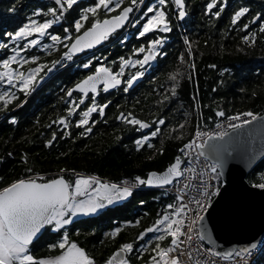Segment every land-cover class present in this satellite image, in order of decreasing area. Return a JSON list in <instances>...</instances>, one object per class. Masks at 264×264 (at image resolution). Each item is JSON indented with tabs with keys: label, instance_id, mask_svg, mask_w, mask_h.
<instances>
[{
	"label": "snow or ice",
	"instance_id": "6c2138e0",
	"mask_svg": "<svg viewBox=\"0 0 264 264\" xmlns=\"http://www.w3.org/2000/svg\"><path fill=\"white\" fill-rule=\"evenodd\" d=\"M217 3L218 0H210L205 5L206 16L219 18L222 15L226 4H220L219 10L213 11ZM50 4L48 6L43 0H36V6L23 21L18 20L15 15L0 17V85H6L0 90V113L12 111L9 105L18 99L19 93H23L25 99L17 103L16 107H23L29 95L41 86V82L61 68L68 74L69 79L76 73L87 70L89 74L79 78L73 87L62 89L67 97H61L66 105L67 119L60 115L52 124H58L64 129L60 133L61 139L70 137L68 129L75 113L79 116L75 124L82 128L77 135L90 137L96 123L108 122L105 110L112 104L110 90L129 93L152 68L153 62L158 57L167 55L164 47L168 34L175 27H182L181 22L187 15L186 2L128 0L125 5V0H50ZM117 9V14L109 15ZM15 11V7L9 8V12ZM250 12V7L243 5L230 18L233 31H243L240 40L249 47L257 42L258 37L257 31L250 28V23H258L260 39L264 40V22H260L264 12H257L250 22L238 23ZM173 20L176 21L175 25ZM86 23L90 26H86ZM208 23L211 24L212 20L209 19ZM124 28L135 29L137 40L147 38L131 49L132 53L139 54L136 58L121 55L117 58L118 65L116 60L112 61L116 67L107 66L108 58L97 57L95 47L108 41L113 35L116 42L124 44L129 36L123 31ZM46 40L49 42H45ZM182 43L186 55L181 52L178 59L182 64L187 63L194 71L193 41L188 35H182ZM33 49L49 54L55 51L59 58L40 62L41 56L32 53ZM86 50H93V55L89 57L85 54L80 59L78 54L86 53ZM28 64L34 66L25 71L23 66ZM73 64L76 65L75 70ZM209 67L214 68L216 65L210 64ZM126 69L130 71L126 72ZM179 76V71L169 76L173 81L171 97H177ZM74 92L79 95L74 96ZM98 92L109 95L101 101ZM86 97L90 103L86 109L77 113V109L85 105ZM163 100L169 101L170 97L164 95ZM196 107L199 109L200 105L197 104ZM93 113L100 117L99 121L93 119L90 122L89 118ZM184 115L187 116L188 113ZM215 116L225 117V112L216 110ZM0 119L7 120L11 125L19 123L15 115H5ZM115 119L141 133L138 138L133 139L134 150L137 152L145 148L153 149L151 138L158 137L162 131L161 126L165 125V118L162 116H158L150 125L146 119L139 118L134 112L121 111ZM257 119L251 111L228 115L227 129L236 132ZM52 124L48 125L49 129ZM216 128L218 130L215 132H204L197 127L194 138L184 143L179 149L180 154L175 155L173 161L163 169L148 171L144 176L135 175L131 180L125 179L119 183L93 175H82L72 168H61L59 175L46 177L34 172L33 168L26 167V175L0 187V264H101L79 242L70 239L69 226L76 225L77 222L91 225L100 216L111 220L126 206L134 190L142 187L167 189L162 193L166 196L172 191L176 194L162 208L161 213L157 214L154 223L138 234L137 240L142 243L120 244L102 264H134L132 256L139 259L141 252L148 251L147 245L151 243L147 238L148 233H152L156 241H165L169 237L170 243L167 246L155 243L150 249L153 255L144 260V264H189L188 260L181 257L187 256L190 259L194 246L196 252L205 257L196 264H220L221 260L231 261V264H249V257L254 251L259 249L264 253V241L220 251L213 236L218 227L217 223H213L214 214L227 223L229 209L225 207L221 210L217 206L231 187L224 174L222 162L206 158L202 151L210 141H215L217 146L226 143L224 138L229 132L223 130L224 125L219 122ZM146 129H150L149 134H144ZM56 139L57 131L53 130L51 138L44 141V146L54 148ZM116 139L119 140L120 137L117 136ZM160 143L163 145L164 141L161 140ZM192 149L196 150L198 161L200 157H204L198 173L191 167ZM158 151L163 152V148ZM182 157L189 158L186 167H182ZM248 158L253 168L251 175L255 176L256 162L258 158L264 159V150L257 154V150L251 148ZM147 159L152 160L153 156L149 155ZM20 162L28 164L24 156H21ZM193 179L196 183H193ZM249 183L254 189L264 190V172L259 174L258 182L250 179ZM259 194L264 196V192ZM140 203L144 204L145 201L140 200ZM126 223L139 224L140 221ZM210 223H213L211 229ZM120 232L121 227L117 225L103 235L114 238ZM42 242L52 254L38 257L33 253V249ZM204 242L207 244L201 253Z\"/></svg>",
	"mask_w": 264,
	"mask_h": 264
},
{
	"label": "trees",
	"instance_id": "16d2710c",
	"mask_svg": "<svg viewBox=\"0 0 264 264\" xmlns=\"http://www.w3.org/2000/svg\"><path fill=\"white\" fill-rule=\"evenodd\" d=\"M190 1H192L190 5L193 11L192 23L199 28L196 37L198 41L192 39L197 69L196 73H184L185 82L177 91L181 94H179L180 100L190 102L191 108L178 109L172 113L171 121L175 122V124L173 122V128L176 129L172 132L170 129L169 138L165 139L164 144L159 147V149L163 148V152L158 151L152 160H148L149 155L143 153L131 155L128 150L117 144L113 136H110L103 149L99 150L103 154L88 156L84 159L65 161L48 155L44 150L36 153L38 144L43 143V140L38 142L39 134L36 127H42L50 121L53 116L49 114L57 110L53 107L65 104L61 99L62 96L66 97L62 89L66 90L77 81L74 76L69 79L68 74L61 68L41 82V86L29 95L23 107H16L17 103L25 99L23 93H19L18 99L9 105L12 109L11 114L0 113V117L15 115L19 120L17 125H11L7 120L0 119V177H3L0 180V187L26 175L23 174V169L26 167L43 170L52 168L56 164L62 167L67 163L79 170L119 180L132 179L134 175L144 176L148 171L158 170L173 161L174 156L180 154L179 149L183 144L192 139L197 127L212 126L226 119L228 115L245 111H251L258 117L264 115V59H258L264 50V42L259 39L256 47H249L244 45L240 38L229 34L231 15L247 0H235L234 5L224 12L222 18L205 15V5L210 0ZM43 3L51 6L50 0H43ZM127 3L128 0H125V5ZM35 6L36 0H0V17L15 15L18 20L23 21ZM11 7H15V13L9 12ZM209 19L212 20L211 24L208 23ZM32 53L41 56L40 62H48L53 55L58 56L55 51L49 54L39 49H33ZM210 64H215L216 67L210 68ZM31 66L34 65L28 64L23 67L26 71ZM165 79L164 72H161L157 78L158 84L151 90L152 92L142 97V101H135L143 115L163 116L165 114L168 103L163 100V96L166 95ZM5 87L6 85H1L0 90ZM139 104H144L146 107L141 110ZM197 104L200 105L199 109L196 107ZM150 108H153L155 112L149 111ZM216 110H223L225 117H216ZM39 112L40 115H37ZM184 113L188 115L185 116ZM177 136L180 138L177 139ZM21 156L28 160L27 165L20 162ZM252 172L248 175V182L250 179L258 182L259 174L264 172V160L255 167V176L251 175ZM172 197L167 195L165 198L169 202ZM142 198L143 196H140L139 200H143ZM256 264H264V253H261Z\"/></svg>",
	"mask_w": 264,
	"mask_h": 264
},
{
	"label": "flooded vegetation",
	"instance_id": "af4514ba",
	"mask_svg": "<svg viewBox=\"0 0 264 264\" xmlns=\"http://www.w3.org/2000/svg\"><path fill=\"white\" fill-rule=\"evenodd\" d=\"M235 0H218L217 7L213 9L219 10L220 4H226V7L222 10V15L224 12L230 9L231 5H234ZM186 2V9H187V15L185 17V20L181 22L182 27H175L173 32L168 34V39L165 44L164 50L166 51L167 55L163 57H158L156 61L153 62L152 68L146 73L144 77L141 78L139 83L136 85V87L130 89L129 93H123L122 91H110L111 95L110 98L112 99V104L106 108V117L108 122L107 123H96L93 132L90 134V137H79L77 133L82 130V128H78L75 124V120L79 119V116L77 114H73L72 122L69 126L70 131V137L61 139L60 133L64 129H62L58 124H52L53 120L58 119L60 115H63L67 119V111H66V105L60 104L56 105L53 108H56L54 112L50 113V116H53L50 121L45 123L44 126L37 128L36 131L37 134H39V141L41 142L43 140L42 144H38L37 151H45L48 155L54 156L56 158H60V160H75V159H84L88 156H96L103 154L102 152H99L100 149H103L104 144L107 142L108 138L110 136H113L112 138L117 141L120 147L124 148L125 150H128L129 154L131 155H152L155 157L158 153L159 147L161 146L160 141L169 138L168 133L173 131V122L172 119V113L174 111L179 110H188L191 108L190 102H183L181 101V97L179 96L180 92L177 91V97H171V86L173 81L169 79V76L175 72L179 71L181 73V76L178 77L180 80V85L185 82L183 79L184 73H196L197 64H195V70L193 71L188 67V65H182V63L179 61L178 56L181 52H185V46L182 43V35H188L189 39L192 41L194 38L196 41V37L198 36V25H195V23H192V6L190 5L192 1L185 0ZM127 5V4H126ZM244 5H247L250 7L251 12L247 15L246 18H242L240 21L242 23L250 22L252 19V16H254L257 12H264V0H252V2H249L247 0ZM255 6V7H254ZM119 12V9L116 10V12L110 14L115 15ZM220 16L219 18H222L223 16ZM103 18V16L101 17ZM260 22H264V17L261 18ZM173 24H176V21L173 20ZM86 26H90V24L86 23ZM139 27V25H137ZM250 28L252 30L257 31L258 37L257 42H255L251 47H256L258 44V41L260 39V35L258 32V23L253 24L250 23ZM118 32L121 30H117ZM124 32H127L129 34L128 40L124 44H120L116 42L115 36H111L108 41H103L100 45H97L95 47V55L97 57H107L108 58V65L111 67H116V65L112 64L113 60L117 61L118 65V57L121 55L124 56H132L133 59L136 58L139 54H134L131 52V49L138 46L139 43H143L144 40L147 38H140V40H137L135 38V29L131 28H124ZM229 34L234 35L237 38H240L241 35H243V31L241 30H235L233 31V26H230ZM151 34H148L150 36ZM262 40V39H261ZM264 42V40H262ZM49 42V41H45ZM246 45V44H244ZM248 46V45H246ZM264 48V46H263ZM61 52L63 49L60 50ZM87 55L91 57L93 55V50H86V53L78 54L80 59L84 58V55ZM186 55V52H185ZM56 57L59 58L57 55H53L52 59ZM186 56V60H187ZM258 59H264V50L260 53V56ZM196 60V59H194ZM79 61H77L78 63ZM73 70H75L76 65H72ZM95 62L93 64L92 70L94 71ZM63 69V68H62ZM130 71V69H126V72ZM161 72H164L166 79H165V93L170 97V100L168 101L166 107H165V114L162 116L165 118V125H162V131L158 134V137L151 138L152 142L154 144L153 149H142L140 152H137L134 150V144L133 139L138 138L141 133L139 131L132 130V126H127L123 123H120L119 121H116L115 117L121 112H134L139 118L146 119L150 125L153 120H155L157 116L153 115H143L142 112H140L139 107L137 104H135L136 100L142 101V97L149 94L151 90L158 84L157 78L159 77V74ZM187 73V74H188ZM89 74L87 70H83L79 73H76L74 75L75 79L82 78L84 75ZM75 81V82H77ZM74 82V83H75ZM74 83L71 84L69 87H73ZM179 87L177 89H179ZM152 92V91H151ZM79 93H74V96H78ZM98 97L102 101L105 96L109 94H102V92L97 93ZM181 95V94H180ZM67 97H65L66 99ZM145 97V101H146ZM172 99V101H171ZM144 101V102H145ZM143 102V103H144ZM90 103L89 98H85V105H81L80 108L77 109V113L82 110L86 109L87 104ZM141 110L143 107H146L144 104H139ZM149 111L155 112L153 108H150ZM40 115V112L37 114ZM161 116V115H160ZM90 122L95 119L96 121L100 120V117L93 113L92 117L89 118ZM173 120V119H172ZM176 121V119H175ZM52 124V128L49 129L48 125ZM86 127V126H84ZM55 130L57 131V139L55 141V147L54 148H46L44 146V141L46 139L51 138V132ZM150 129L144 130V134H149ZM174 133V132H173ZM119 136L120 139L117 140L116 137ZM94 150V152H91ZM88 152V153H86ZM106 155H110L109 153H104ZM165 167V166H164ZM164 167L160 168L163 169ZM32 168V167H31ZM61 168H72L75 169L78 173L82 175H93L97 176L99 178L110 180L112 182L119 183V179L116 178H109V177H103L101 174L97 173H91L86 172L85 170H79V168L71 166L69 163L67 165H63L62 167L59 166V164H56L52 168L48 169H37L33 168L34 172H39L46 177H51L54 175L60 174ZM25 169H23V174H26ZM146 175V174H145ZM135 176V175H134ZM143 176V175H142ZM133 177V176H132ZM125 180V179H123ZM127 180H131L128 179ZM164 189H153V188H141L134 190L133 196L129 197L126 203V206L122 208L116 215L112 217L111 220H109L107 217L100 216L98 218H95V222L91 225L84 224L77 222L76 225H70L69 231H70V239L79 242V244L89 252L90 255H92L98 262L107 259L112 252L116 251L120 244L125 242H131L134 244H140L142 241H138L137 237L138 234L143 231L145 228L150 227L155 219L157 218V214L161 213L162 208L166 205L168 202V199L165 198L166 195H163L162 193L165 192ZM143 196V200L145 201L144 204L140 203L139 197ZM82 220L84 218H81ZM139 220V224H128L126 221H135ZM119 225L121 227V232L116 237H105L103 235L104 232H108L111 230L112 227H115ZM147 238L151 240V243L147 245L148 251H144L140 253V258L137 259L135 256H132L131 259L133 260L134 264H144V260L148 259L153 253H151L150 249L154 247L155 243H161L162 246H167L170 243V238L166 237L165 241H156L153 238L152 233L147 234ZM102 241V243H101ZM33 253L37 255L38 257L47 256L50 253V251L47 249L46 245L42 242L41 244L37 245L33 249Z\"/></svg>",
	"mask_w": 264,
	"mask_h": 264
},
{
	"label": "water",
	"instance_id": "95a60500",
	"mask_svg": "<svg viewBox=\"0 0 264 264\" xmlns=\"http://www.w3.org/2000/svg\"><path fill=\"white\" fill-rule=\"evenodd\" d=\"M224 141L226 143L219 146L210 141L202 149L206 158L222 162L224 174L231 185L229 193L217 206L221 210L225 207L229 209L227 223L214 214L213 223H217L218 227L213 236L220 251L264 241V196L259 194L264 190L252 188L247 180L253 171L248 158L249 150L255 148L257 154L264 150V115L236 132L230 131ZM263 160L258 158L256 166ZM213 223L209 224L210 229Z\"/></svg>",
	"mask_w": 264,
	"mask_h": 264
},
{
	"label": "built area",
	"instance_id": "2783aa9c",
	"mask_svg": "<svg viewBox=\"0 0 264 264\" xmlns=\"http://www.w3.org/2000/svg\"><path fill=\"white\" fill-rule=\"evenodd\" d=\"M243 119H250V118H243ZM218 122L224 125V129L223 130H226L228 132L231 131V130L227 129V121H226V119L221 120V121H218ZM218 122L214 123L212 126H204V127H200L199 126V129L201 131H204V132H215V131L218 130L216 128V124ZM194 135H195V132H194V134L192 136V139L194 138ZM191 151L193 153L192 157L190 158L191 159V167L194 168V169H196V172L198 173L200 171V163L203 162L204 157H200V159L198 161L196 159V150L195 149H192ZM182 159H183L182 167H186L188 165V163H189V158L188 157H182ZM193 183H196L195 179H193ZM181 186H182V184H181ZM164 190L167 191V189H164ZM175 194H176L175 191H172L170 195L174 196ZM205 246H206V243L204 242V244L201 245V253L203 252V248ZM191 251H192V256H191L190 259L187 256L181 257L182 259L188 260L189 261V264H196L197 261L203 260L205 258L202 254H198L196 252L195 246L191 249ZM260 255H261V251L259 249H257L256 251H254L253 255L251 257H249V264H256L257 261H258V259H259V257H260ZM220 264H231V261H223V260H221L220 261Z\"/></svg>",
	"mask_w": 264,
	"mask_h": 264
},
{
	"label": "rangeland",
	"instance_id": "374dc122",
	"mask_svg": "<svg viewBox=\"0 0 264 264\" xmlns=\"http://www.w3.org/2000/svg\"><path fill=\"white\" fill-rule=\"evenodd\" d=\"M173 129L175 130L176 128L174 127Z\"/></svg>",
	"mask_w": 264,
	"mask_h": 264
}]
</instances>
